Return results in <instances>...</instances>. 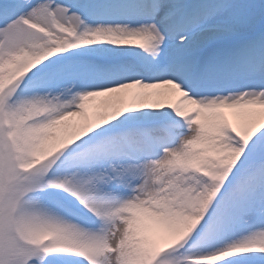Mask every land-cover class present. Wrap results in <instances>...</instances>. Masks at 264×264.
Instances as JSON below:
<instances>
[{"label": "snow or ice", "instance_id": "snow-or-ice-1", "mask_svg": "<svg viewBox=\"0 0 264 264\" xmlns=\"http://www.w3.org/2000/svg\"><path fill=\"white\" fill-rule=\"evenodd\" d=\"M0 264H264V0H0Z\"/></svg>", "mask_w": 264, "mask_h": 264}]
</instances>
